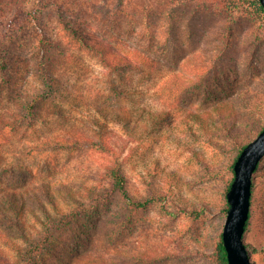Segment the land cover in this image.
Masks as SVG:
<instances>
[{
  "label": "rangeland",
  "instance_id": "374dc122",
  "mask_svg": "<svg viewBox=\"0 0 264 264\" xmlns=\"http://www.w3.org/2000/svg\"><path fill=\"white\" fill-rule=\"evenodd\" d=\"M213 1L0 0V193L52 184L90 206L98 201L93 192L111 187L108 168L119 162L132 194H167L166 202L133 214L114 195L64 223L56 211L49 222L36 207L45 224L29 219L27 234L51 238L36 264H72L78 251L116 247L174 255L157 264H217L224 192L238 151L218 131L214 108L232 100L243 112L238 95L264 92V22ZM76 32L146 48L156 63L144 72L109 70ZM201 76L205 83L194 80ZM88 138L108 139L112 150ZM70 139L82 142L58 143ZM60 206L68 209L67 200ZM0 230L28 245L2 222ZM245 240L252 261L264 264V160Z\"/></svg>",
  "mask_w": 264,
  "mask_h": 264
},
{
  "label": "trees",
  "instance_id": "16d2710c",
  "mask_svg": "<svg viewBox=\"0 0 264 264\" xmlns=\"http://www.w3.org/2000/svg\"><path fill=\"white\" fill-rule=\"evenodd\" d=\"M118 1L121 5H125L128 0ZM216 1L218 3L213 1L212 4L220 7L226 12L237 15H248L264 22V7L260 0ZM183 3L184 1L181 4ZM76 35L80 38L83 37L85 45L99 53L104 64L109 70L111 69L115 72H120L121 70H137L144 72L146 71L147 66L153 67L156 63L155 58L147 51L148 49L146 48L145 50L141 48L133 49L127 47L126 45H113L106 40H92L91 37L93 35L88 36V39L90 40H86L85 35L83 36L78 34V32H76ZM201 79L202 76L194 80L202 82L203 80ZM203 83H205V81H203ZM185 87H187V85L181 84V91H187L188 89ZM41 98L42 96L39 95L29 103L27 110L30 113H34V108L37 103H39ZM236 99L241 101L243 106L241 110L243 112H240L235 107V103L232 100L224 101L214 108L217 113L215 123L218 131H220L224 136L230 138L238 151L234 162L230 166V170L233 172L234 176L232 180H230L224 192L225 202L223 205V211L225 214H228L230 209L227 194L235 178V163L244 148L264 130V92L250 89L242 92ZM256 116L261 118L260 123L255 122ZM155 117L163 118V116L161 117V114ZM101 140L102 142L94 138L84 139V141H88L91 146H102L103 150H112V146L108 139L103 140L102 138ZM81 142L82 140L80 139H70L58 143L66 146H77L80 145ZM262 161L255 175L260 170ZM108 169L111 187L104 189L102 194H97V191L93 192V194H96L95 197L98 201L96 204H91L90 206L82 205L79 204L80 202H76L77 196L68 188H55L52 184H42L41 186L31 190L30 188L26 190H7L0 193V222L12 230L18 231L21 234V239L28 243L27 246H23L21 242H13L12 237L8 233L0 230V264H36L38 255H40V253L44 250V247L50 243V236L37 237L33 234H27V224L29 219L45 224L41 213L38 212L37 208L41 209L42 213L49 222L53 221L54 216L52 213L56 211L61 214L59 217L64 223L65 221L71 219L75 221L79 219L81 215L94 212V210L99 207L101 203L106 205L109 204L114 195H119L121 197L122 201L126 204L132 214L134 212L147 209L154 203H163L167 201V194L165 192H159L158 190H152L150 196L142 198L132 194L128 187V179L121 163L115 162ZM255 175L252 187V202L255 190ZM61 199L67 200L69 206L68 209H62L60 206ZM183 211L189 213L187 208L183 209ZM192 213L198 214L196 209L195 211H192ZM251 218L252 206L246 233L249 229ZM1 244L10 248L18 254L20 258L13 260L9 256L4 255V250L1 247ZM246 245L248 248L250 247L247 242ZM249 252L251 255L250 248ZM173 256L174 255L171 253L153 254L148 251H142L135 248L121 250L116 247L114 251L107 253H86L78 251L72 264H139L144 262L157 264L160 262L163 263ZM213 257L215 258L217 264H229L228 254L223 241V232L218 233L215 254Z\"/></svg>",
  "mask_w": 264,
  "mask_h": 264
},
{
  "label": "water",
  "instance_id": "95a60500",
  "mask_svg": "<svg viewBox=\"0 0 264 264\" xmlns=\"http://www.w3.org/2000/svg\"><path fill=\"white\" fill-rule=\"evenodd\" d=\"M264 7V0H260ZM264 159V130L238 157L235 178L227 194L230 209L223 229L229 264H254L244 236L252 206L254 175Z\"/></svg>",
  "mask_w": 264,
  "mask_h": 264
}]
</instances>
